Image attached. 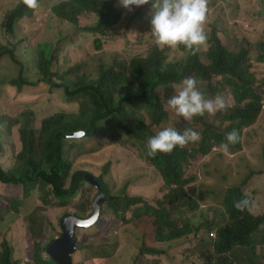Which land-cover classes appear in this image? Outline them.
Segmentation results:
<instances>
[{"label":"rangeland","instance_id":"obj_1","mask_svg":"<svg viewBox=\"0 0 264 264\" xmlns=\"http://www.w3.org/2000/svg\"><path fill=\"white\" fill-rule=\"evenodd\" d=\"M21 1L0 0V51L6 49L0 55V166L5 171L20 164L17 154L21 151L19 130L22 126L27 125L39 132L42 121L47 117L57 113L84 117L90 108L80 102L67 100L61 77L54 78L57 87L49 86L37 69L39 45H50L56 53L53 72L60 76L68 72L72 79L77 76L96 78L102 66L109 67L115 62L129 63L135 57H147L152 49L158 48L153 43V37L148 34L151 4L134 8L132 12L121 7L125 12L121 21L109 33L99 36L101 45L96 46L95 37L83 30L96 22V16L83 15L80 27H75L52 14L54 5L69 0H38L32 16L24 18L17 25L15 36L10 37L5 23ZM116 4L120 6L119 0ZM205 31L208 39L206 45L194 55L198 57L197 63L202 62L206 66L212 64L213 43L209 39L217 32L230 52L246 50L247 56L242 65L255 75L252 88L262 95L263 100L256 122L241 130L239 150L225 152L218 144L208 155H199L184 164V176L190 181L186 189L195 200L200 201L199 208L191 211L183 207L170 209L169 212L179 226L189 222L193 228L202 227L195 236L198 239L177 246L176 240L160 243L164 249L169 248L161 257L142 253L146 237L152 235L153 230L136 229L133 227L134 220H125L124 214L133 211L136 218L143 213L141 207L146 204L159 206L168 198L169 190L139 143L120 131V136L114 131L110 139H101L102 135L98 131L92 137L67 142L64 156L73 171L101 177L112 196L128 195L149 202L142 200V204L126 209L123 199L111 209L110 199L106 201L102 205L99 222L89 230L77 231L79 248L73 256L74 264H205L210 252L209 241L217 237H212L211 233L216 232L218 224L228 221L224 202L231 188L242 187L244 194L252 201L250 212L254 216L264 215V62L260 58L264 55V49L260 46L264 42V0H208ZM158 49L165 53L168 63H180L183 67H190L191 59L194 58L183 46L176 51ZM190 76L197 79L198 87L207 98L221 95L228 107L214 115L196 116L192 120H184L166 109L170 118L164 123V128L175 127L181 131L191 128L199 133L200 139L188 143L183 149H195L202 143L205 123L221 129L228 127L229 122L224 117L236 109L231 91L213 93L209 82L194 73ZM18 78L26 85L14 86ZM200 81L203 83L200 84ZM218 81L221 78L216 79L214 85ZM180 84L172 83L158 89L159 99L165 106ZM136 116L149 125L147 135L163 129L153 123L152 114L146 110L137 111ZM199 117L204 118L203 122ZM106 128L104 134L112 129ZM82 183L83 189L73 202L65 207L47 206L45 209L41 200L47 199V194L42 189L32 190L30 197L23 200L22 187L0 184V250L2 241L8 240L14 250L13 259L18 264H37L33 261L35 241L43 246V241L49 240L51 243L60 237V222L64 216L75 214L87 218L91 215L93 202L99 192L88 183L87 178ZM14 199L19 200L17 211L13 209ZM10 210L14 213H7ZM257 234L258 231L254 237ZM258 237L264 238V226L260 227ZM198 242L203 243L199 255L203 262L194 253V246ZM146 249H153V246H147ZM157 252L159 254L161 251L154 250V253ZM257 252L263 257L258 259L257 264H264V245L258 246ZM41 259L46 264L50 260L55 263L43 253ZM240 259H245L243 254Z\"/></svg>","mask_w":264,"mask_h":264},{"label":"trees","instance_id":"obj_2","mask_svg":"<svg viewBox=\"0 0 264 264\" xmlns=\"http://www.w3.org/2000/svg\"><path fill=\"white\" fill-rule=\"evenodd\" d=\"M116 1L69 0L54 5L51 12L57 18L69 22L75 27H80L83 15L96 16V22L83 30L93 35L96 46H100L99 36L109 33L115 25L119 24L122 15L125 14ZM35 10L36 7H28L22 0L12 10L5 23L8 35L15 36L17 25L24 18L32 16ZM209 40L213 43L211 50L213 62L209 66L202 62L197 63L196 55L191 59L190 67H183L180 63H168L165 53L154 48L147 57H135L129 63L115 62L112 66L100 67L96 78L77 76L75 79L70 78L68 72L62 76L54 73L56 53L50 45L49 47L43 44L39 45L37 47L39 51L36 61L37 69L49 86L57 87L54 78L61 77L64 82L63 87L66 89L67 100L80 102L90 108L84 117L76 115L70 117L66 113H57L47 117L42 121L39 132L27 125L22 126L19 130L21 151L17 154L20 164L8 171L0 166V184L22 187L23 200L30 197L32 190L42 189L47 194V199L41 200L44 209L47 206H67L77 198L83 189L82 180L92 176L102 181L101 177L96 178L84 171H73V167L64 156L67 142L80 140L72 138L73 134L84 132L92 137L99 131L102 135L101 139H110L115 131L117 135L122 133L135 140L146 150L141 152L147 153L148 138L158 132L155 131L151 135H147L150 127L146 125L144 119L136 116V112L141 110L150 112L153 123L164 128V123L169 120L170 115L164 102L159 99L158 89L168 84L180 83L182 79L194 73L210 83V90L213 93L224 90L232 92L236 109H232L231 113L224 117L229 125L225 129H221L214 124L204 122L205 137L195 149L177 147L168 154L160 153L155 157L146 155V158L162 175L164 186L169 190L168 198L165 202L162 201L159 206L146 204L141 207L143 213L136 218L133 211H127L124 214V219L134 220L133 227L136 229L151 228L153 230V234L146 237L147 241H145L142 250V253L152 257H161L169 250V248L164 249L160 243L176 240L175 246H177L186 245L194 239H198V236H195L202 230V227L193 228L189 222L179 226L173 219L172 213L169 212L170 209L175 210L183 207H187L191 211L199 208L200 201L195 200L186 189L190 181L184 176V164L190 163L199 155H208L218 144L227 143L226 135L233 129L239 133V140L235 144H229L228 150H239L241 130L256 122L262 110L263 100L262 95L252 88L256 80L255 75L242 65V61L247 56L246 50H241L238 53L230 52L223 45L217 32H214ZM260 46L264 49V42ZM5 51L6 49H2L0 55ZM260 58L264 62V55ZM165 63L166 67H164ZM218 78H221V81L214 85V81ZM16 85L26 84L18 78L14 83V86ZM199 119L203 122L204 118L199 117ZM106 127L112 129L104 134L107 130ZM71 148L73 149V147ZM1 150L0 144V153H2ZM48 187L49 190H46ZM245 198L249 200L248 207L243 211L236 209L234 202ZM109 199L111 209L121 203L123 199L126 209L142 204L143 201L149 202L128 195L112 196L109 194ZM18 203L19 200L14 199L13 209L15 211H17ZM251 204V199L244 194L242 187L231 188L227 191L224 208L228 221L226 224H218L216 232L211 233L212 237H217L209 241L210 252L206 257L205 264H225L226 262H228L227 264L236 262L257 264L258 259L263 258L257 252V247L264 245V238L258 237L260 227L264 226V215L254 216L250 212ZM7 213H14V211L10 210ZM257 231L258 234L254 237V233ZM38 243V241L34 242L33 261L37 264H46L41 259V253L49 256L47 254L49 240L43 241V246ZM202 245L203 243L198 242L194 246V253L200 262H203L201 256L199 257L202 253ZM147 246H153V249H146ZM158 249L161 252L154 253V250L158 251ZM13 253L14 250L9 241L4 239L1 243L0 264H18L13 259ZM241 253L245 259H240ZM49 264L55 263L50 260Z\"/></svg>","mask_w":264,"mask_h":264},{"label":"clouds","instance_id":"obj_3","mask_svg":"<svg viewBox=\"0 0 264 264\" xmlns=\"http://www.w3.org/2000/svg\"><path fill=\"white\" fill-rule=\"evenodd\" d=\"M23 3L31 8L37 6V0H23ZM119 4L128 12L151 4L148 34L153 37V43L160 49L168 48L176 51L183 46L194 56L207 43L205 23L208 0H119ZM177 88L174 95L167 99L165 107L184 120H192L196 116L205 114L214 115L225 111L228 107L221 95L207 98L198 87L195 77L185 78ZM199 139V133L191 128H184L181 131L175 127H165L148 138L147 155L155 157L160 153L168 154L177 147L183 148ZM225 139L227 143H221L220 147L227 152L229 144L238 142L239 133L233 129L227 133ZM248 205L249 200L246 198L234 202V207L240 211Z\"/></svg>","mask_w":264,"mask_h":264},{"label":"water","instance_id":"obj_4","mask_svg":"<svg viewBox=\"0 0 264 264\" xmlns=\"http://www.w3.org/2000/svg\"><path fill=\"white\" fill-rule=\"evenodd\" d=\"M88 137L84 132L73 134L72 138L81 139ZM88 183L92 184L97 190L98 195L93 202L92 213L87 218L79 217L75 214L64 216L61 219L60 227L62 234L51 242L47 248V254L55 264H74L73 256L79 248L77 231L89 230L93 228L102 217V205L109 200V191L103 181L90 176L87 177Z\"/></svg>","mask_w":264,"mask_h":264}]
</instances>
